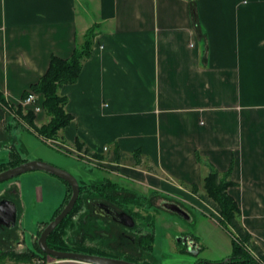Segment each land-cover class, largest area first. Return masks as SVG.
<instances>
[{"label": "crops", "instance_id": "0c3cea01", "mask_svg": "<svg viewBox=\"0 0 264 264\" xmlns=\"http://www.w3.org/2000/svg\"><path fill=\"white\" fill-rule=\"evenodd\" d=\"M90 27V55L77 80L59 88L72 118L54 139L68 149L80 143L107 156L118 149L124 158L98 159L104 169L77 171L41 155L32 159L77 174L81 183L111 181L141 194L143 206L148 197L161 207L164 197L171 198L186 222H172L175 232L168 237L176 244L168 245L167 262H158L150 248L142 264L229 257L231 238L219 215L191 189L200 188L210 164L229 172L227 191L264 252V0H0V95L6 104L31 109L22 104L23 94L45 73L50 57L68 58ZM9 116L14 113L0 107L3 129H11ZM44 117L41 109L34 123ZM135 152L139 165L131 158ZM67 190L63 180L40 170L0 186V199L17 208L10 232L0 225V264H31L10 260L5 250H33L20 236L23 222L34 241V231L51 220ZM184 204L197 207L200 216ZM154 222L142 231L151 235L152 246ZM180 248L190 257L174 255Z\"/></svg>", "mask_w": 264, "mask_h": 264}, {"label": "trees", "instance_id": "16d2710c", "mask_svg": "<svg viewBox=\"0 0 264 264\" xmlns=\"http://www.w3.org/2000/svg\"><path fill=\"white\" fill-rule=\"evenodd\" d=\"M93 36L94 27H90L84 33L82 42L75 45L71 55L68 58H59L52 55L50 57L49 64L47 65L48 67L45 73L39 78L37 82L30 86V89L28 91H33L40 95V106L47 118L46 123H43L41 126H37L35 128V131L39 136L42 135V137L47 139L55 138L57 135L56 132H58L61 128L66 126L71 121L72 116L65 109L67 98L59 93V88L64 84H71L77 80L84 60L90 55ZM28 91L23 94V97L26 96V93H28ZM3 103L4 98L2 95H0V104ZM15 109L16 114L20 116V118L25 121L28 126L32 127L36 125L34 123L35 113L32 109H26L25 112H23L22 105H17ZM77 146L81 148L83 144L78 143ZM84 150L86 153H91L90 155L93 158L97 159L120 162L124 158V153L119 151L118 149L113 150L108 156L99 154L97 152H90L88 148H84ZM131 158L137 165L140 164L141 159L139 152H135L134 154H132ZM23 161L24 160L18 156V153L14 149H10L9 160L5 163L0 164V172L10 167H14L15 165L22 163ZM149 169L151 170V168ZM66 185L68 189L66 197L60 207H58L54 212L52 218L59 213V211L64 207L70 197L71 186H69L67 183ZM230 185H232V181L229 179V172L220 173L216 168L208 164V172L206 176L203 177L200 188L194 185L191 186L192 192L196 193V195H198L203 201H205L219 215L218 221L220 225L228 232L231 238V253L228 258L224 259L223 261L221 260L215 262L196 260V263L264 264V252L252 240L250 234L243 226L241 222L240 208L238 207L233 197L227 191V188ZM111 186L114 185L111 184ZM92 188L97 192H100L101 195H104V192H106L104 190L102 192V188L96 186ZM84 189L87 191H85ZM201 189L203 190V193L200 192ZM88 191H90V189L84 185H81L79 182V195L72 210L47 237L46 242L50 248L59 251H74L82 253L86 252L82 250L80 251L77 248H67V242L65 241V239H63V235L65 228L71 221L73 215L81 206L83 195H86V192L87 194L90 193ZM105 197L114 198V196H112L111 194H107L105 195ZM47 223L48 222H45L43 227ZM43 227L39 230L38 234L43 229ZM146 236H149V239L145 243V245H143L145 239L144 237ZM139 239L142 243L143 249L149 250L150 248H152V237L150 234L140 236ZM34 244L35 249L33 250L28 249L24 252L17 253L13 250L8 249L5 250L6 253H4L7 254L8 257H11L13 260H20L27 263L32 262L36 255L46 256L45 253H42L38 249L36 241L34 242ZM81 249H85V247H82ZM182 251H186L185 248H182ZM48 257L52 258L51 256Z\"/></svg>", "mask_w": 264, "mask_h": 264}, {"label": "rangeland", "instance_id": "374dc122", "mask_svg": "<svg viewBox=\"0 0 264 264\" xmlns=\"http://www.w3.org/2000/svg\"><path fill=\"white\" fill-rule=\"evenodd\" d=\"M0 107H2V109H4V112L8 114H10V112L14 113V117L13 116L8 117L11 129L10 127L7 129L4 127L3 129V126H2L3 124H1L0 122V136L1 134L5 135L4 140L0 139V164L8 160L10 149H14L16 152H18V154L21 155V157L28 159L27 161L34 160L32 159V157L41 155L42 157L48 158L49 160L54 159L53 161H56V164L65 165L66 167H68V169L70 168L71 171H73L75 167H76L75 169L76 171L77 169H80V167L85 168V169H88L89 167H97V168L99 167L101 168V170L104 169L103 166L98 165V163L102 160H98L97 158L92 159L93 157L90 155L91 153L85 152L84 148L86 149L87 148L86 146L83 145L81 148H79L77 145L76 146L74 145L73 147L69 148L71 149L70 151L67 147L62 146L63 144L61 142H59L58 140H55L54 138H51L52 141L54 142L49 143L47 138L42 137V135L39 136L37 132L35 131V128L37 126H41L43 123H46L47 118L44 117L43 122L37 123V125L30 127L25 123V121H23L20 118V116L17 115L18 116L17 117L15 115L16 109L13 110L12 107L7 105L5 101L3 104H0ZM26 109H29V108L23 107V112H25ZM38 112H40V110L37 111L36 113ZM21 143H24V146L27 145L26 146L27 150H25L26 148H24V146L21 147L22 149L20 148V146L22 145ZM61 152L63 154L66 153L69 156H73L72 157L73 159L68 158L69 159L68 161L67 159L62 161V159L64 158L66 154L63 156V154L61 155ZM50 156H53V157L51 158ZM72 162H74V165ZM103 162L105 161L103 160ZM84 166H88V167H84ZM23 174H26V173H23ZM107 174H110V176L113 177L114 180L117 179L118 175L114 173L112 174L109 172ZM75 175L78 176L77 174ZM20 176H22V174L12 179L19 178ZM7 181L1 182L0 186L3 185ZM84 181L85 182H82L84 186L90 189V191H88L90 193L87 194L86 192V195L85 194L83 195L82 200L84 203L86 199L105 198L103 197V195L100 194V192H97L96 190L92 188L96 186V187L102 188L101 190L102 192L103 190L106 191L104 192V195L111 194L112 196H114V198H118L120 200L126 201L128 205H126L125 209H128L129 212L133 213L134 216L136 215V216L141 217V218L137 217L139 221V226L141 224V227H143L141 229H144V226L147 222L149 221L151 222L152 220H155V222L153 223L154 231H155V236H154L155 240L153 242L151 251L153 252L155 258L158 259V262L165 263L168 261V260H164V257H163L164 255L165 257H167L166 255H170L168 251L169 249L168 245L176 244V240L169 238L168 234L174 235L175 229L172 226L173 224L172 222L174 221L177 223L180 222V224L186 222L185 220H183V216H184L183 214H180L175 211L168 212L167 209L160 206V204L158 203L157 199H155V197L154 198L152 197V199L148 197L146 206H143L142 203L144 199L141 194L138 195V194H135V192H133L132 190H126L123 188L120 189V188H116L115 186H111V184L113 183L111 181H106V182H103L102 184L90 183V181H87V180H84ZM28 182L29 184H34L33 179L31 183L30 181ZM124 185L126 186V184ZM200 192L203 193V190L201 189ZM135 197L138 198V200L140 198V200L139 201L136 200ZM106 198H110V197H106ZM163 199L164 201L172 202L171 198L164 197ZM83 202H81V206L75 212L71 221L65 228L63 239H65V241L67 242L66 247L69 249L77 248L80 251L81 250L86 251V252H89L90 254H96L97 249H100V248L103 249L104 247L109 250L111 248L120 249L119 241H118L119 234L116 232L118 227L113 226L109 222L108 224H103V222H100V221L97 222L94 216L90 213L91 212L90 210L88 211L84 210ZM184 206H186V204H184ZM85 207L88 209L87 204ZM187 209L192 210L196 216L198 217L200 216V215H197V213H195V210L198 209L197 207H188ZM212 210L214 209L212 208ZM30 211L31 210H29V212ZM35 211H37V209L33 211V214ZM31 220H32V216H31ZM25 226L26 224L23 222V229L20 233V236L22 237V239L25 238L23 243L29 246L30 248L33 247V249H35L34 242L37 240V235L39 231L37 230L34 231V234L36 235V237L34 238V241H33L32 236H31L32 233L30 229ZM2 228L4 229V227ZM24 228L27 230H24ZM11 229L12 228L10 229L5 228L4 230L10 232ZM138 231H139V228L135 229V232H138ZM144 238L145 239H144L143 245H145V243L148 241L149 236H146ZM123 239L125 240V238ZM134 240L135 239H133V242H131L132 245H135ZM82 247H85V249H81ZM227 248H229V242H227ZM117 249H114V250L118 251ZM142 250H143V253L144 252L146 253L147 251V249H143V247H142ZM13 251L16 252V249L14 248ZM174 255L185 256L187 258L190 257V255L187 254V252L182 251V248H180V251L176 252V254ZM144 256L147 259H150L149 254H144ZM6 257L9 258L10 260L12 259L11 257H8V255ZM34 258L35 259L39 258V259L48 261L47 264H52V262L54 261L52 258L48 257L47 255L46 256L36 255ZM219 259H222V258H219ZM33 260L31 264H33L34 262ZM168 264H177V262L174 260H170Z\"/></svg>", "mask_w": 264, "mask_h": 264}, {"label": "water", "instance_id": "95a60500", "mask_svg": "<svg viewBox=\"0 0 264 264\" xmlns=\"http://www.w3.org/2000/svg\"><path fill=\"white\" fill-rule=\"evenodd\" d=\"M44 171L49 174H52L61 180L65 181L69 186H71V194L64 205V207L59 211L57 215H55L48 223L43 227L40 233L37 236L36 245L38 249L45 253L48 256H51L57 260H75L84 263L91 264H141L133 261H128L125 259L90 254V253H82V252H74V251H59L53 248H50L47 245V237L54 230V228L59 225V223L68 215V213L72 210L74 204L76 203V199L79 195V183L77 178L69 173V171L47 163L42 160L34 159L29 161H24L14 167H10L0 172V183L12 179L16 176H19L23 173L29 171ZM170 210L178 212L180 214H185L174 204H170L167 206ZM17 218V208L16 204L6 198L0 199V225L4 228H12L16 223ZM127 218L131 221L128 226L133 225V219L131 216L127 215ZM197 264V263H195Z\"/></svg>", "mask_w": 264, "mask_h": 264}, {"label": "flooded vegetation", "instance_id": "af4514ba", "mask_svg": "<svg viewBox=\"0 0 264 264\" xmlns=\"http://www.w3.org/2000/svg\"><path fill=\"white\" fill-rule=\"evenodd\" d=\"M80 184L84 185L81 182ZM103 197H105V195H103ZM161 203H162V207L168 210L170 209L167 206L170 204H174L179 208L177 204L170 202V201H163ZM86 204H87L88 209L85 207ZM126 205L128 204L124 200H120L118 198H111V197L106 198L105 197V198H97V199H86L85 203L83 204V207L85 211H88V210L91 211L90 213L94 216L97 222L100 221V222H103V224H108L109 222L113 226L118 227L116 232L119 234L118 241H119L120 249L111 248L109 250L104 247L103 249L101 248L97 249L96 255L120 258V259H125L128 261H133V262L142 264V261H144V257H145L144 254L146 253L145 252L143 253L142 243L139 239L140 236H142L143 234L142 232L143 229H141L143 227H141V224L139 226V221H138V218H141V217L136 216V215L134 216L131 212H129L128 209H125ZM180 210L185 214V212L182 209ZM127 215L131 216V218L133 219L132 226L126 225L131 222L127 218ZM138 228H139V231L135 232V229H138ZM122 237L125 238V240ZM133 239H135L134 240L135 245H132L131 243L133 242ZM114 249H117L118 251ZM195 263H192V264H195Z\"/></svg>", "mask_w": 264, "mask_h": 264}, {"label": "built area", "instance_id": "2783aa9c", "mask_svg": "<svg viewBox=\"0 0 264 264\" xmlns=\"http://www.w3.org/2000/svg\"><path fill=\"white\" fill-rule=\"evenodd\" d=\"M39 97H40L39 94H37L33 91H28V93H26V96L22 100V104H24L26 106L29 105L34 112H37V111L41 110V106H40L39 100H38ZM48 141H49V143L54 142V141H52V139H48ZM104 149H106V148L104 147ZM53 260H55V259H53ZM33 261H34L33 264H47L48 263V261H45V260L39 259V258L35 259Z\"/></svg>", "mask_w": 264, "mask_h": 264}]
</instances>
